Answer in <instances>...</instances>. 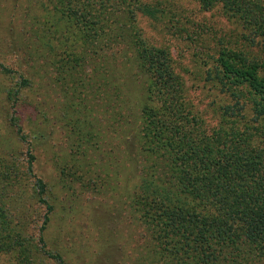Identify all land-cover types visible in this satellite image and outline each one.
Segmentation results:
<instances>
[{"label": "trees", "instance_id": "obj_1", "mask_svg": "<svg viewBox=\"0 0 264 264\" xmlns=\"http://www.w3.org/2000/svg\"><path fill=\"white\" fill-rule=\"evenodd\" d=\"M189 2L198 6L197 14L186 8ZM35 3L42 6L28 16L30 57L71 78L84 67L94 75L110 74L106 62L123 54L122 64L131 70L130 90L139 93L134 110L125 112L119 87L111 86L106 125L78 116L66 120L76 128L58 168L62 187L75 181L81 188L105 191L109 177L119 173L115 165L121 161L113 150L117 133L126 130V162L135 178L126 204L150 243L136 264H264V59L249 47L264 40V0ZM214 8L240 28L236 35L216 28L203 14L192 18ZM141 17L180 38L185 48L192 44L195 60L206 67L205 79L231 98V104H217L214 126H206L193 108L167 46L143 37ZM73 82L87 89L90 80ZM9 94L14 98L15 90ZM103 152L108 164L101 161ZM106 165L113 167L111 174ZM24 167L30 171L31 162ZM22 173L15 176L9 166H0V256L9 264H35L43 256L62 264L60 250L45 248L41 235L51 205L39 177L33 174L31 183L33 202L44 208L38 235L24 230L19 206V212L11 210L14 200L6 194Z\"/></svg>", "mask_w": 264, "mask_h": 264}, {"label": "rangeland", "instance_id": "obj_2", "mask_svg": "<svg viewBox=\"0 0 264 264\" xmlns=\"http://www.w3.org/2000/svg\"><path fill=\"white\" fill-rule=\"evenodd\" d=\"M33 1L0 0V166H9L15 176L24 172L19 183H15L6 194L14 200L11 210L16 213L20 207L25 218L24 230L33 236L38 235L44 208L31 197L34 174L45 184V197L51 205L49 221L41 234L45 248L52 251L58 248L62 264H136L150 243L126 204V195L135 181L126 162L129 136L126 130L117 133L113 150L117 162L121 161L115 165L119 173L116 177H109V187L105 191L97 193L84 189L75 181L67 182L71 187H62L58 170L66 158L70 133L76 128L75 125H66L67 119L74 120L78 116L96 121V125H106L111 118L113 103L111 86L119 87L121 110H134L133 102L139 93L137 89L130 90L128 85L131 70L127 64H122L124 55L115 54L112 64L106 62L108 70L112 69L110 74L94 75L84 67V72L71 79L47 67L42 60L30 57L28 16L38 14L42 5L39 4L38 8L35 2L45 0ZM189 3L186 8L197 14L198 6ZM200 13L192 18H200L203 14L207 22L220 27L224 33L231 31L236 35L240 30L215 8ZM137 24L146 40L157 46H167L193 108L206 126H214L217 104H231L232 100L205 79L206 67L192 55L193 45L185 48L180 38L165 30L159 31L144 17L139 18ZM263 45L264 40H258L255 46L249 47L264 59ZM76 78L83 83L90 80L91 86L86 89L87 84L74 83ZM14 90L15 97L12 98L9 92L13 94ZM246 113L250 115L248 111ZM106 127L103 128L104 141L109 142L110 133ZM104 150L107 151L105 146ZM99 156L108 164V153ZM27 161L31 162L30 171L22 168ZM110 168L113 167L104 166L111 174ZM0 264H9L8 257L1 255ZM35 264L57 263L43 256L37 258Z\"/></svg>", "mask_w": 264, "mask_h": 264}]
</instances>
